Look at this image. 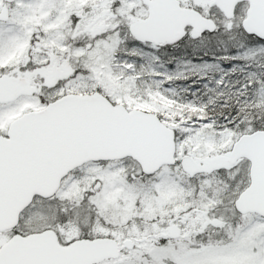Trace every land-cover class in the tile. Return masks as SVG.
<instances>
[{
  "label": "snow or ice",
  "instance_id": "1",
  "mask_svg": "<svg viewBox=\"0 0 264 264\" xmlns=\"http://www.w3.org/2000/svg\"><path fill=\"white\" fill-rule=\"evenodd\" d=\"M0 264H264V0H0Z\"/></svg>",
  "mask_w": 264,
  "mask_h": 264
}]
</instances>
